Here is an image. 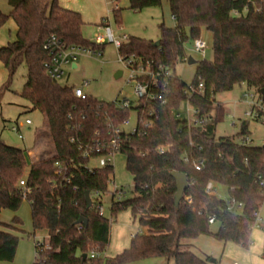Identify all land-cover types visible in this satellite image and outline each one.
Listing matches in <instances>:
<instances>
[{
    "label": "trees",
    "instance_id": "16d2710c",
    "mask_svg": "<svg viewBox=\"0 0 264 264\" xmlns=\"http://www.w3.org/2000/svg\"><path fill=\"white\" fill-rule=\"evenodd\" d=\"M167 2L174 26L159 24L157 42L127 37L118 47L122 60L133 58L150 71L162 68L170 73L165 85L150 89L159 98H142L126 109L88 95L77 98L73 88L60 85L47 73L50 55L45 45L51 36L67 46L101 51L103 43H90L83 37L80 13L61 7L58 0H7L10 12L0 10V28L8 20L16 25L15 40L0 47V61L7 73L0 86V101L17 68L25 64L26 81L20 96L31 111L43 115L45 128L38 138L46 136L52 149L50 155L28 163L25 150L0 139V210L16 212L24 201L29 204L31 235L40 234L47 245L37 263L127 264L164 258L174 264H218L194 252L190 241L212 235L244 248L251 244L253 216L264 201V144L245 143L250 134L247 120L240 122L235 135L217 138L222 115L215 95L243 85L264 105V0ZM160 5L161 0H129L134 11ZM202 29L211 33L213 57L197 63L188 85L176 75V65L185 56L190 60L186 45L200 38ZM185 101L198 110L197 117L204 119L201 125H188L171 112ZM131 111L136 115L134 131L122 130L117 147H110L113 130L122 128ZM110 153L125 156L133 191L127 199L112 201L108 219L99 211L101 196L109 192L113 166L92 162ZM199 158L203 165L197 171L193 160ZM174 171L185 174L188 183L178 205L174 202ZM21 179L25 180L23 187ZM209 182L226 187L227 197L242 207L228 210L224 198L206 192ZM125 210L146 232L135 233L127 248L105 257L110 224ZM210 217L219 223L215 233L210 231ZM81 218L86 224L76 223ZM12 224L16 226L1 224V262H12L15 257L18 237L11 231H21L15 228L21 221L14 217Z\"/></svg>",
    "mask_w": 264,
    "mask_h": 264
},
{
    "label": "rangeland",
    "instance_id": "374dc122",
    "mask_svg": "<svg viewBox=\"0 0 264 264\" xmlns=\"http://www.w3.org/2000/svg\"><path fill=\"white\" fill-rule=\"evenodd\" d=\"M61 7L80 13L84 25L82 26V35L90 43H95L97 37L105 34L106 26L113 33L115 40H123V37H138L148 41L157 42L159 34V24L172 27L173 18L170 16L169 7L166 0H161L158 7H150L141 11H134L129 8V0H58ZM120 9L119 12L116 10ZM0 10L8 14L11 10L7 0H0ZM15 28V31H13ZM16 25L12 20H8L0 28V47L5 46L8 42L15 40ZM201 38L206 42V48L202 52H195L189 42L186 45V54L189 61L179 62L176 65V75L186 84H190L197 67V63L202 60H211L213 57L211 33L205 29L201 31ZM75 64V67H72ZM64 74L58 79L62 86L71 88L81 87L82 91L98 100L102 101H123L127 99L132 104L135 103L136 97L133 93L134 81L128 80L130 70L118 53V48L113 42L105 40L101 53L99 55L81 54L76 61L63 67ZM26 66L21 64L13 75L8 89L3 92L0 101V139L7 145L20 148L26 151L27 161L31 162L28 154L32 151V160L40 159L43 156L52 153L49 139H40L35 149L38 131L44 129L43 115L38 111H31L28 102L20 96L22 87L26 81ZM119 73H121L120 76ZM7 80V73L0 61V86ZM88 84L84 86V83ZM247 88L243 85H236L231 91L218 93L215 95L216 103L220 105L221 122L216 127V137L232 136L239 132L240 122L248 121L249 144L261 145L264 142V121L255 120L251 116H246L245 112L250 110L248 103L242 97ZM185 104L182 103L179 111L184 114ZM29 120L30 124H25ZM18 125L19 133L23 139H19L13 127ZM136 126V115L131 111L129 121L122 126L123 131L130 132ZM44 131V130H43ZM43 131H40L43 132ZM35 149V150H34ZM34 150V151H33ZM95 161L92 165H95ZM113 181L120 194L112 196L114 186L109 185V192L101 196V203L104 217L110 219V206L112 201L127 199L132 196L133 182L132 176L126 170L125 156L117 153L113 158ZM215 195L226 198V187L218 184L213 185ZM27 210H23V227L27 229L31 226L30 209L28 203ZM127 211V210H125ZM123 212V211H121ZM120 213V212H119ZM259 217L263 220L262 228L254 230L255 235L260 236L264 231V201L259 210ZM114 219V218H113ZM111 224L113 225L114 222ZM110 224V225H111ZM136 228V227H135ZM219 228V223L215 222L210 225V231L215 233ZM138 229V228H136ZM43 238L36 234L35 240ZM46 240V238H44ZM260 242L255 238V243ZM192 250L200 255H209L214 258L224 259L226 263L238 259L236 255L229 256L223 242L218 241L212 235H200L191 240ZM233 244V243H232ZM41 257L35 255V264ZM240 264H250L239 260ZM127 264H174L172 260L167 261L164 258H150Z\"/></svg>",
    "mask_w": 264,
    "mask_h": 264
},
{
    "label": "built area",
    "instance_id": "2783aa9c",
    "mask_svg": "<svg viewBox=\"0 0 264 264\" xmlns=\"http://www.w3.org/2000/svg\"><path fill=\"white\" fill-rule=\"evenodd\" d=\"M105 34L100 35L97 37V40L95 43L97 44H102L105 42V40H109L110 42H113L114 45L118 48L121 44L122 41L126 40L127 37H123V40H115L113 37V33L111 31V29L109 27H105ZM192 49L195 52H202L204 51V49L206 48V42L200 37L198 39L193 40L192 42ZM45 48L48 50L49 55H50V60L48 62H46L45 67L47 70V73L49 74V76L53 79L58 80L59 78H61L64 74L63 71V67L65 65H69L71 62L76 61L77 57L81 54H90V55H99L101 53L100 50H91L90 48L87 47H79V46H67L64 43H62L60 40H58L57 38H55L54 36H51L48 40L47 43L45 45ZM121 58V57H120ZM187 60V57L185 56L183 58L182 62H185ZM125 62V65L128 67V69L130 70V74H129V78L128 80H133L134 81V88H133V93L136 97V101L142 99V98H151V99H155V98H159L160 95H153L150 92L151 87L157 88L159 83L161 86L165 85V80L167 79L168 76H170V73L168 71L163 70L162 68H159L157 71H150L148 69V67L144 66L141 61H136L133 58H128L126 60H122ZM73 65V64H72ZM147 78L149 80H147ZM88 83L85 82L84 86L87 85ZM190 85V84H188ZM190 87V86H189ZM202 87V84H199V88ZM191 90V88H190ZM73 94L75 95V97L80 98V99H84L86 94L82 91L81 87H76L73 88ZM242 97L245 99V101L248 103L250 110H248L247 112H245L246 116H251L253 117L255 120H262L264 121V116H261V112L264 113V105L262 100L259 98V96L253 92L252 90L247 89ZM135 101V102H136ZM115 104L120 108V109H126L129 108L130 106V102L127 99H124L123 101H117L114 100ZM185 104V109H184V114L181 113L179 111V109L177 110H171V112L177 117V118H183L187 121L188 125H193V126H197V125H201L204 122L203 118H198V110L196 108H194L193 106H191L189 104L188 101L184 102ZM148 115H151V113H149ZM129 121V118L124 120V123L122 126L126 125ZM25 124L29 125L30 121L26 120ZM13 131L16 132L17 136L19 139H23L22 135L19 133V127L18 125L14 126ZM135 129V127H134ZM134 129L130 132H133ZM123 129H114L113 133H112V137L109 140V146L112 148H116L121 136L120 133ZM126 132V131H125ZM249 137L245 138V143H249ZM264 144V142H263ZM161 152V150H160ZM84 155H87V153H84ZM115 154H108L107 156L104 157H99L97 160H95V165L94 166H99V167H105V166H113L112 162H113V158H114ZM184 162L188 163L189 162V158L185 157L184 158ZM203 165V159L199 158L196 160H193V166L195 170H200L201 167ZM113 184L114 186V191L112 196H116L118 194H120V192L115 189L116 185L112 179V181L110 182ZM19 185L21 187H23L25 185V180L21 179L19 181ZM214 184L209 182L206 185V192L208 193H216L215 188L213 186ZM120 199V195L118 197V200ZM227 202V208L228 210H233L234 208L239 209L242 207V204L237 202L234 198H229L226 197L224 198ZM100 214H103V210H102V206L100 208L99 211ZM253 226L254 227H258L259 226V222H260V217H259V213H254L253 216ZM213 217L209 218V223H213ZM34 245H35V250H36V254L39 255L40 252H42L43 250H45L47 248L46 245V241L44 238H41L40 240H35L34 241ZM94 255L91 254V257H93Z\"/></svg>",
    "mask_w": 264,
    "mask_h": 264
},
{
    "label": "crops",
    "instance_id": "0c3cea01",
    "mask_svg": "<svg viewBox=\"0 0 264 264\" xmlns=\"http://www.w3.org/2000/svg\"><path fill=\"white\" fill-rule=\"evenodd\" d=\"M167 5H168V2H167ZM13 31H15V28H13ZM120 75L121 73H119L118 76ZM43 130L44 129L40 131H43ZM40 131H38L37 133L35 149L38 146V139H39L38 134L40 133ZM28 154L32 161V151H29ZM26 204L27 202L24 201L16 212H12L6 209L0 210V229L4 230V227H2L1 224H9L12 226H16L15 224H12V220L14 217L19 218L21 221V224L15 227L21 231H16V229L11 231L13 234H15L18 237L15 257L12 262H3V261L1 262L0 261V264H35V255H36V250H35V245H34L35 236L31 235L32 234V223H31V226H29L27 229L23 227L24 225L23 224V210L24 209L27 210ZM28 208L30 209L29 204H28ZM30 216H31V213H30ZM113 222L114 224L110 225L109 243H108L106 250L103 253V256L108 257V258L114 257L115 255L119 254L122 250L127 248L130 243L131 238L133 237L135 233L146 232L145 228H140L138 226L136 220L132 217L130 211L128 210L118 213L115 216V218L112 220V223ZM262 222L263 220L260 217L259 226L251 229V244L247 248L241 247L234 243L232 244L231 242L224 243L225 248H226V253L229 256L236 255L238 259H234L232 262L226 263L224 259L214 258L209 255H206V256H209L211 260L213 261L215 260L218 261V264H240L239 260H242L244 262L247 261L250 264H264V259L261 257L263 241H264V231L261 235V238L257 234L255 235V232H254V230H257L263 227ZM135 227L138 229H136ZM255 238H258L260 242L256 241L255 243Z\"/></svg>",
    "mask_w": 264,
    "mask_h": 264
},
{
    "label": "water",
    "instance_id": "95a60500",
    "mask_svg": "<svg viewBox=\"0 0 264 264\" xmlns=\"http://www.w3.org/2000/svg\"><path fill=\"white\" fill-rule=\"evenodd\" d=\"M72 67H75V64H73ZM171 176L175 179V183H176V192L174 194V202H175V205H178L180 199L183 196V191L188 186L187 176L183 173L176 172V171L172 172ZM85 200L87 202V206H90L91 199H90L88 191L85 192ZM76 223H85L86 224V220L81 218ZM85 257H86V255H83V258H85Z\"/></svg>",
    "mask_w": 264,
    "mask_h": 264
}]
</instances>
